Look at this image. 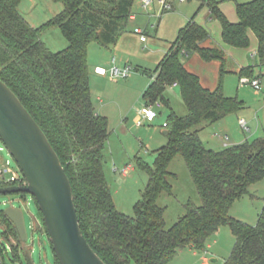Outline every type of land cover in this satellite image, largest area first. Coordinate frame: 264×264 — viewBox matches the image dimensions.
<instances>
[{"label":"trees","instance_id":"obj_1","mask_svg":"<svg viewBox=\"0 0 264 264\" xmlns=\"http://www.w3.org/2000/svg\"><path fill=\"white\" fill-rule=\"evenodd\" d=\"M21 1L0 0V79L21 100L59 156L73 187L81 229L98 256L106 264H169L187 248L205 251L209 239L229 226L236 243L224 264H264V207L256 226L230 216L233 205L264 179V136L219 152L203 144L200 128L204 123H217L244 105L225 96L224 52L202 46L209 34L195 23L197 14L155 70H142L151 80L143 95L147 106L162 102L169 107L165 93L177 84L187 114L179 116L171 109L168 143L154 152L153 165L137 159L138 169L149 179L130 217L117 209L105 174L109 123L96 112L92 100L88 48L94 42L107 48L117 44L127 30L136 0H53L61 2L64 10L40 28L32 27L21 15ZM205 6L221 23L225 44L247 49L249 33H254L264 67V0L238 3L239 22L235 24L221 12L219 2L203 1L199 11ZM53 26L69 42L58 53L41 39ZM194 54L206 63H221L215 90L205 88L199 76L186 68L183 58ZM251 71L249 67L241 75L250 77ZM178 156L202 204L189 201L185 215L167 229L166 209L159 199L174 194L169 179L176 175L169 167ZM0 223L5 238L15 243L13 251L22 247L5 212H0ZM56 263L60 264L57 258Z\"/></svg>","mask_w":264,"mask_h":264},{"label":"rangeland","instance_id":"obj_2","mask_svg":"<svg viewBox=\"0 0 264 264\" xmlns=\"http://www.w3.org/2000/svg\"><path fill=\"white\" fill-rule=\"evenodd\" d=\"M193 4L188 0L179 2V4L177 2L171 13L162 14L160 11L150 19L140 14L136 22L129 21L128 31L132 30V32L138 27L145 28L147 25L150 27L154 25L155 30H151L148 36L149 43L143 47L130 39L127 42L129 45L121 47L119 53L114 47L107 48L97 42L90 44L88 48L92 100L95 107L98 106V111L105 114L109 123L110 136L105 147V174L118 210L130 217L134 216V206L141 199L149 179L145 172L138 169L137 159L153 165L154 152L167 142L163 132L171 109L181 116H185L187 110L180 89H173L171 86L165 93L170 106L157 102L154 104V111L158 114L155 121L139 125L135 117L146 106L143 95L150 83V78L138 67L154 70L156 58H162L165 55L169 43L174 39L171 33V21L163 25V20L169 14H181L182 6L185 8ZM63 10L64 5L53 0H22L19 5V12L34 28H40ZM216 21L220 25V22L215 19ZM160 24L162 25L158 32ZM41 39L54 53L69 47V42L56 26L45 30ZM223 52L227 59L223 67L225 71H230L233 66L238 67L240 62L245 63L242 57L237 55L233 57L228 51ZM113 56H117V67L121 69L131 67L130 77L127 79L111 77L110 62ZM252 60L251 57L250 65L254 66ZM199 62H201L199 57H194L189 68L194 73L201 74L203 81L211 83L218 77V74L220 76L221 64H218V69H213ZM97 66L104 67L109 72L107 81L94 73ZM242 77L246 76L239 73H225L224 75L225 96L237 98L243 102L244 108L217 123H204L201 126L200 138L207 149L219 152L227 146L253 142L264 135V92L258 95L251 85L242 83ZM250 79L254 78L250 77ZM102 106H104L103 110ZM244 123H246V129L243 128ZM0 148L3 149L0 151V168L5 167L9 162L10 173L7 179L13 175L21 178L22 174L17 164L1 140ZM126 169L128 171L125 173ZM169 171L176 175L175 178L169 179L174 194L172 196L163 194L159 200V205L166 209L167 229L172 228L185 215L184 206L189 201L199 206L202 204L189 170L181 157L178 156L172 161ZM11 206L23 210L29 239L26 244L13 251L15 243L5 238L4 228L0 223V251L5 264H29L26 252H29L33 264H57L47 234L40 232L37 228V223L39 226L43 225V219L33 197L24 193L0 195V212H4ZM263 207L264 179L251 186L250 194L243 196L233 205L230 216L248 225L256 226ZM235 243L236 237L230 227L223 226L209 239L205 251L194 252L187 248L169 264H204V257L210 259V264H224L230 257Z\"/></svg>","mask_w":264,"mask_h":264},{"label":"water","instance_id":"obj_3","mask_svg":"<svg viewBox=\"0 0 264 264\" xmlns=\"http://www.w3.org/2000/svg\"><path fill=\"white\" fill-rule=\"evenodd\" d=\"M164 134L168 136V131ZM0 140L17 164L25 186L0 187V195L29 194L42 215L52 250L60 264H106L81 229L74 191L63 164L46 134L17 95L0 79ZM7 218L23 244L28 242L24 213L9 207ZM29 264H33L26 252Z\"/></svg>","mask_w":264,"mask_h":264},{"label":"crops","instance_id":"obj_4","mask_svg":"<svg viewBox=\"0 0 264 264\" xmlns=\"http://www.w3.org/2000/svg\"><path fill=\"white\" fill-rule=\"evenodd\" d=\"M136 1H137V7H136V3H135L134 10H133V15L131 16L130 22H136L140 14L146 15L150 19V18H152V16H156L160 11L162 12V14L171 13V12H173L174 5L177 4V2H178V4H179V2L181 3L180 0H171L172 3L170 2V0H168L169 3L171 4L172 9L170 11H164L162 6L159 3L160 0H156L155 5L153 6L152 10L151 11H145L141 7V0H136ZM188 1L193 2L194 4L190 5L188 7L185 6V8H183V6H182V13L181 14H178V13L177 14H174V13L173 14H169L163 20V23H162L163 25H165L166 22L169 23V21H171V24H170V26L172 28V32L171 33H172V36H173L172 38H174L172 42H174L177 39V37L179 35V32L183 28H185L187 26V24L192 20V18L197 14L195 16V23L198 24L199 26H201L203 29H205L207 31V33L209 34V39L207 41H205L202 44V46L203 47H207V48L218 47V48H221L223 51H228V53L231 56H233V57H235V55H237L239 57H242L245 60V63H243V62L238 63V67L233 66V68L230 71H226V73H239V74H241L242 70H245V69L251 67L252 71H251L250 77H252L254 79H258L261 82V85H262V91L257 92V94L260 95L262 92H264V67H262L260 65L259 57H258V54H257V52H258V40H257L256 36L254 35V33H252V32H251L252 34L249 33V37H250V40H251V45H250L249 49L233 50V49H240V48H233V47H231V46H229V45H227V44H225L223 42L222 37H221V35H222L221 23L219 25V23L217 21L215 22V18L212 16L209 7L205 6L204 8H202L199 11V8H200L202 2L203 1H207V0H188ZM215 1L219 2V8H220L221 12L226 16L228 21L233 23V24H235V23L239 22V17H238V14H237V4L238 3H240V4L249 3V2H252L254 0H215ZM162 24H160L159 29L157 30L158 32L160 31ZM138 28H141V27H138ZM142 29L145 31V36L147 37L145 42H142L140 40V35H137L135 33V30L133 32H132V30L128 31V27H127L126 32L122 35V37L120 38L118 43L113 45V46H111V47H114L115 51L119 53L120 50H121V47H123L125 45L126 46L129 45V43H127V42L130 39L135 40L138 44H140V46L143 47L145 44L149 43V40H148L149 33H150L151 30L152 31L155 30V27H154V25H152L151 27H150V25H147L145 28L142 27ZM172 42L169 43L165 55L167 54ZM165 55L162 58L161 57H159V58L157 57L156 58V61H155L156 62V67L163 60ZM194 57H199V56L194 54V55H190L189 57H184L183 58V62L185 64L186 68L192 73H194V71L189 68V64L191 63V61H192V59ZM251 57L253 59L252 61H253L254 66L250 65L251 64ZM199 59L203 63V65L205 67L209 66V67H212L213 69H218V67H219L218 64H221L220 62H217V61L211 62V63H206V62L202 61L200 57H199ZM113 60H115V65H117V62H118L117 56H113V58H112V60L110 62L111 68L114 65V61ZM226 60H225V62H226ZM201 62H199V63H201ZM156 67H154V70H155ZM97 68L105 69L104 67L97 66L95 68V70ZM138 69L141 70V71L142 70H149V69H145L143 67H138ZM94 73L97 76L102 77L103 79H105L107 81L106 78L109 75L108 71H107V75L106 76L99 75V74L96 73V71H94ZM195 74L199 76V78L201 80V83H202V85L205 88H208L210 90H215L218 87L219 80H220L219 74H218V77H216L215 80L213 79V81L211 83H209V81L208 82L203 81V77H201L202 75L199 74L198 72H196ZM245 76L247 78H250L248 75H245ZM242 78H244V77H242ZM150 84H151V80H150V83H149L148 87L150 86ZM148 87L146 88V90L148 89ZM172 88L173 89H178L179 87L173 85ZM99 101L102 102V100H100V99H99ZM103 109H104V106H102V110ZM95 110H96V112L99 115L105 117V114H103L100 111H98V106L95 107ZM140 112H141V110L139 111V113L135 117V121L136 122H138L140 117H141L140 116ZM186 114H187V110H186ZM179 116H181V115H179ZM144 123H147V122H144ZM244 124L246 125V123H244ZM165 131H167L166 128H165ZM165 137H166V141L167 142L163 143V144H167L168 143V136L165 135ZM242 143H244V142H242ZM242 143H240V144H242ZM237 145H239V144H237ZM232 146H235V145L227 146L226 148H229V147H232ZM161 197H160V199H161ZM190 250L194 251V252H197V251L192 250V249H190ZM203 262H204V264H210L211 263L210 259L207 258V257L203 258ZM214 262H217V261L214 260Z\"/></svg>","mask_w":264,"mask_h":264},{"label":"built area","instance_id":"obj_5","mask_svg":"<svg viewBox=\"0 0 264 264\" xmlns=\"http://www.w3.org/2000/svg\"><path fill=\"white\" fill-rule=\"evenodd\" d=\"M181 2H185L186 0H180ZM156 0H141V7L145 11H151L153 6L155 5ZM160 5L162 6L164 11H170L172 9L170 3L168 0H160ZM135 33L137 35H140V40L142 42H145L147 37L145 36V31L142 28L135 29ZM112 66L110 70V75L113 79H127L131 75V67L128 66L124 69H121L115 65ZM96 73L102 76L107 75V71L102 68H97ZM242 83L245 85H251L257 92L262 91V85L261 82L258 79H250L247 77H244L242 79ZM174 86H177V84H174ZM140 119L138 121L139 125H142L144 122L152 123L155 121V119L158 117V114L154 111V105L150 106H144L140 112ZM167 127V124L164 125V128ZM243 128L246 129V125H243ZM3 149L0 148V151ZM9 162L6 163L5 167L0 168V184L2 186L0 187H12V186H25L27 185L26 180L23 178V176L17 177L15 175L11 176L9 179H7V175L10 173L9 170ZM128 171V169L125 170V173ZM37 228L39 230V225L37 223ZM0 264H5L3 255L0 251Z\"/></svg>","mask_w":264,"mask_h":264}]
</instances>
